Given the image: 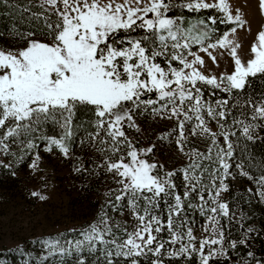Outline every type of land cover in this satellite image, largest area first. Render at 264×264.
<instances>
[{
    "label": "snow or ice",
    "instance_id": "6c2138e0",
    "mask_svg": "<svg viewBox=\"0 0 264 264\" xmlns=\"http://www.w3.org/2000/svg\"><path fill=\"white\" fill-rule=\"evenodd\" d=\"M44 2L55 10L57 16L55 23L49 21L46 24L51 42L32 40L15 54L0 51V130H3L0 132V151H8L7 140L15 141L16 137L31 133L41 121H53L63 129V137L52 139L51 145L67 156L70 151L67 141L73 135L75 110L78 106H93L98 118L96 127L111 138L112 152H120L123 144L127 148L126 156L130 158V162H124L123 157H118L120 162L108 165V170L116 172L118 183L122 185V193L117 194L115 200L121 201L127 197L132 210L142 214L137 216L138 229L119 240L102 216L101 220L106 226L101 229L98 225H92L91 230L84 234L83 241H75V252H81L85 245L89 252H95L97 244L103 245L106 264H115L114 258H124L128 264H139L138 258L146 252L161 256L165 243L159 241L156 234L164 229V225L154 213L161 198L172 197L174 203L168 204L167 229L175 237L171 243L179 244L172 255L185 256L199 251L200 264H210L220 256L227 258L228 254L223 250L224 233L222 230L218 232L222 225L217 216L229 217V205L217 199L210 202L211 206L206 205L211 232L208 238L200 241L197 249L190 227L186 233L175 231L177 225L174 220H182L183 207L182 197L175 194V185L169 179L172 174L162 178L156 164L140 158L138 150L128 141L122 128L126 121L128 127H135L133 113L140 109H151L156 115L169 113V119L183 116L189 122L193 120L190 113L194 114L196 123L193 134L199 129L210 135L217 149L215 162L219 166L213 171L204 168L197 159L191 165L193 175L185 169V180L196 181L201 172H207L213 183L216 180L220 182L216 197L221 191H227L224 180L230 175L228 161L234 155L230 136L236 133L221 132L226 147H220L216 143V134L206 126L205 117L226 121L230 115V102L227 99L217 101L214 108L202 99L203 93L198 84L211 85L239 100L246 86L250 88L254 79L264 78V30L258 33L256 42L251 46L252 57L243 61L238 53L240 44L230 37L245 22L240 15H233L229 0H183L181 3L175 0ZM260 8L264 11V0H260ZM174 9L196 13L216 10L223 14L221 23H232L237 27H233L230 34L211 42L214 28H209L204 20L188 26L183 16H169ZM210 19L212 25L217 23L215 17ZM139 30H143L144 34L136 38L134 34ZM194 45H198L199 52L207 54L217 66L215 50L226 51L234 62L233 73L219 79L204 74L205 60L192 51ZM220 54L223 55V52ZM158 57L166 60V66L157 62ZM173 61L178 62L179 67H174ZM149 94H155L156 98L145 99ZM244 106L251 109L246 118L264 121V94L258 100L249 98L244 105L237 104V107ZM233 124L243 125L245 137L253 139L251 129L257 127L256 124H245L244 120L236 117H233ZM183 127L180 124V128ZM223 127L224 124H221ZM180 135L183 140V132ZM96 136H99V132ZM27 147L32 149L34 145L28 143ZM47 150L52 151V147ZM211 151L209 149V153ZM202 159L212 161L211 155ZM242 174L247 175L243 171ZM257 183L264 187V175ZM195 187L193 183L192 190ZM260 195L264 199V191ZM200 200L203 201L204 197L200 196ZM204 210L202 208V212ZM184 227V223L179 224L181 230ZM185 235L187 244L184 243ZM106 236L113 238L106 239ZM48 247L55 249L58 245L49 242ZM231 247L235 248L236 244L233 242ZM205 249L208 250L207 254ZM60 254L67 255L68 249L60 248ZM49 255H53V252L50 251ZM80 264L85 262L81 260ZM155 264H160V261H155Z\"/></svg>",
    "mask_w": 264,
    "mask_h": 264
},
{
    "label": "rangeland",
    "instance_id": "374dc122",
    "mask_svg": "<svg viewBox=\"0 0 264 264\" xmlns=\"http://www.w3.org/2000/svg\"><path fill=\"white\" fill-rule=\"evenodd\" d=\"M41 1L48 8H52L44 0ZM229 4L233 15H240L245 22L242 28L233 26L237 27V32L230 38L240 44L238 53L243 61H247L252 57L250 49L256 42L258 33L264 30V11L260 8V0H229ZM185 11L187 10L174 9L169 12L171 13L169 16H183L184 22L188 26L196 24L197 21L194 20L196 16L189 15ZM149 16L151 17V14ZM140 31H138L139 35L144 34ZM230 33L231 30L225 31L219 36L212 33L211 42H216L224 34ZM32 40L51 42L44 37L34 36L23 46L13 49H5L0 46V51L15 54ZM192 51L204 58L205 66L202 71L207 76H216L219 79L225 74L233 73L234 62L226 51L215 50L218 66L211 62L207 54L199 52L198 45H194ZM221 52L223 55L220 54ZM188 59L191 60L192 57H188ZM157 60L161 61L162 66H166L167 62L163 57H158ZM174 62L176 61H173V66L179 67ZM202 99L207 104L216 107L217 101L212 97L204 99L202 96ZM139 111L142 113L140 119L133 116L135 127H128L126 121L122 130L125 131L128 141L138 150L140 158L157 165V171L162 178L172 174L169 179L175 185V191L182 197L183 207L182 220H174L177 225L175 231L186 233L190 227L195 237L193 244L199 249L200 241L209 237L212 227L209 223L210 217L206 211V205L211 206L210 202L213 199L228 205L232 201L233 206L238 208L236 213L231 214L232 209L229 205V217L217 216L222 225V229H218V232L222 230L224 233L223 250L225 251V242L231 235L233 225L244 232V236L248 238L251 246L264 245V199L260 195L261 191H264V187L257 183V179L244 168L240 157L236 155L235 137L230 136V141L234 145V155L228 161L230 175L224 180L228 190L221 191L220 195L216 197L215 192L218 190L220 182L216 180L213 183L212 177L207 173H200L196 181L185 180V169H188L189 174L193 175L191 165L197 158L203 161V156L211 155L212 161L207 160L206 162L212 165L211 170L215 171L219 166L218 162H215L217 149L213 145L210 135L202 133L199 129H196V134H193L196 123L194 114L190 113L193 120L189 122L185 121L183 116L169 119L167 118L169 113L156 115L151 109H140ZM205 119L206 126L216 134V143L220 147H226V142L220 133H236L232 123L228 120L216 121L211 117H205ZM180 124L184 125L183 129L180 128ZM221 124H224L223 128H221ZM181 132H183V140H181ZM123 149L121 157L124 158V162H130V158L126 156L125 145ZM209 149L212 150L211 153H209ZM81 158L72 154L65 156L61 151L53 148L52 151L45 150L42 155L34 158L31 165L22 173L23 183L13 205L9 208L1 207L0 248L15 247L28 239L55 234L67 228L91 230L92 225H98L103 229L106 226L104 220L110 227L119 222L124 224L128 231L127 234L138 229L137 216L139 213L132 210L131 204L120 214V217L117 216L118 219H111V214L107 215L104 210L108 200L107 196L116 184L115 180L118 176L116 172L109 171L108 176L102 174L95 178L89 174L88 179L84 168H82L84 165ZM33 164L36 167H32ZM242 171L247 175L242 174ZM93 182L96 183L95 186H92ZM193 183L196 185L195 190L191 188ZM119 187L122 190L121 184ZM33 193L38 195H33ZM200 196L204 197L203 201L200 200ZM202 208H205L203 212ZM102 216L104 220H101ZM241 217L243 220H240ZM180 223L185 224L183 230L179 228ZM164 230L165 228L161 232ZM161 232L156 234L158 240L161 237ZM174 238L171 235L168 242ZM187 242L185 235L184 243L187 244ZM169 247L173 248L175 252L179 248V244L171 243ZM211 247L216 248L217 246ZM207 251L205 249V254ZM191 254H196L200 258L199 251L191 252L188 255ZM237 264L247 263L238 262Z\"/></svg>",
    "mask_w": 264,
    "mask_h": 264
},
{
    "label": "trees",
    "instance_id": "16d2710c",
    "mask_svg": "<svg viewBox=\"0 0 264 264\" xmlns=\"http://www.w3.org/2000/svg\"><path fill=\"white\" fill-rule=\"evenodd\" d=\"M175 2L181 3L183 0H175ZM185 13L195 15V21L204 20L209 28L215 29L213 33L216 36L231 30L235 25L221 23L223 14L216 10H201L199 13L185 11ZM213 17L217 19L215 25L211 24L210 18ZM56 20L55 10L48 8L41 0H0V46L5 49L17 48L28 43L34 36L44 37L51 41L46 24L49 21L55 23ZM140 32H143V30ZM134 35H137L136 37L140 36L139 32ZM157 61L161 62L160 60ZM174 64L179 65L178 62H174ZM198 86L203 91L204 99L212 97L215 101L229 100L230 115L227 120L232 123L233 129L236 131L234 136L237 146L235 153L240 157L244 168L258 181L264 175V121L246 118L251 109L247 106L237 107V104L244 105L249 98L258 100L264 94V78L254 79L250 88L246 86L244 94L239 96V100L234 95H230L221 89H215L211 85L200 83ZM152 95L149 94L145 99H155V96ZM241 113H245V115H241ZM141 115L142 113L139 110L133 113V116L138 119L141 118ZM233 117L244 120L245 124L257 125V127L251 129L252 140L245 137L242 131L243 125L233 124ZM97 119L93 106H78L73 117V135L67 141L70 147L69 154L82 157L81 160L84 165L82 168H84L87 178L89 174H92L94 178L102 174L108 176V165L118 162V157H121L122 150L124 151V145L122 144L120 152H112L111 138L107 137L104 130L96 127ZM2 131L0 130V132ZM97 132H99V136H96ZM62 137L63 129L59 124L53 121H41L31 133H26L22 137L18 136L15 141L11 139L6 141L9 146L8 151H0V211L1 207L9 208L13 205L23 183L22 173L31 165L34 158L42 155L49 147L58 149L56 146L51 145V140ZM28 143H32L34 147L29 149L27 147ZM200 162L204 168L212 169V165L206 163L207 160H200ZM118 180L119 177L117 176L116 184L107 196L108 200L104 209L107 215L111 214V219H118L117 216L120 217V214L130 206L127 197L121 201L115 200V196L122 193ZM93 185L95 186L96 183L93 182ZM174 192L178 195L175 189ZM169 203H174L172 197L161 198L159 207L154 213V215L160 217L165 228L159 239V241L165 243V250H162L161 256L146 252L144 256L138 258L139 264H155L157 260L160 261V264H200V258L196 254L172 255L174 250L169 247L171 242H168L171 234L167 229ZM229 205L233 215L238 208L233 206L232 201ZM240 220H243V217ZM111 228L116 233L118 240L126 238L128 231L124 224L119 222L111 225ZM89 231L82 228H67L55 234L28 239L15 247H2L0 248V264H80L81 260L85 264H106L103 245L97 244V251L95 252H89L86 245L81 252H75V241H83L84 234ZM112 238V236H106V239ZM241 241H244V243H241ZM49 242L57 244L58 247L49 249ZM233 242L236 244L235 248L231 247ZM60 248L68 249V254L61 255ZM50 251L53 252L51 256L49 255ZM225 251L228 254L227 258L224 256L214 258L210 264H237L238 262L264 264V245L251 246L248 238L244 236V232L240 231L237 226H232L231 235L228 236L225 242ZM114 260L115 264H128L124 258H114Z\"/></svg>",
    "mask_w": 264,
    "mask_h": 264
}]
</instances>
